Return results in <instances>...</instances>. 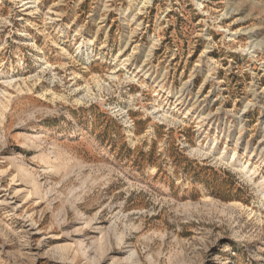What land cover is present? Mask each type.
<instances>
[{"label": "rangeland", "instance_id": "obj_1", "mask_svg": "<svg viewBox=\"0 0 264 264\" xmlns=\"http://www.w3.org/2000/svg\"><path fill=\"white\" fill-rule=\"evenodd\" d=\"M263 194L264 0H0V264H264Z\"/></svg>", "mask_w": 264, "mask_h": 264}, {"label": "bare ground", "instance_id": "obj_2", "mask_svg": "<svg viewBox=\"0 0 264 264\" xmlns=\"http://www.w3.org/2000/svg\"><path fill=\"white\" fill-rule=\"evenodd\" d=\"M232 161V160H231ZM235 167H239L241 168L242 166L236 165V163L233 164ZM232 165V166H233ZM243 172H248V170L246 168L243 167ZM261 185V184H260ZM261 190V189H260ZM264 195V194H263Z\"/></svg>", "mask_w": 264, "mask_h": 264}]
</instances>
